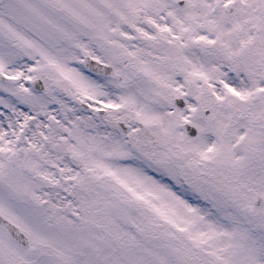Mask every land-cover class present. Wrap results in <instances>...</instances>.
Returning <instances> with one entry per match:
<instances>
[{
	"label": "snow or ice",
	"instance_id": "snow-or-ice-1",
	"mask_svg": "<svg viewBox=\"0 0 264 264\" xmlns=\"http://www.w3.org/2000/svg\"><path fill=\"white\" fill-rule=\"evenodd\" d=\"M0 264H264V0H0Z\"/></svg>",
	"mask_w": 264,
	"mask_h": 264
}]
</instances>
